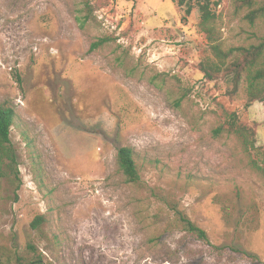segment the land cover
Segmentation results:
<instances>
[{
  "label": "rangeland",
  "instance_id": "1",
  "mask_svg": "<svg viewBox=\"0 0 264 264\" xmlns=\"http://www.w3.org/2000/svg\"><path fill=\"white\" fill-rule=\"evenodd\" d=\"M84 1L93 18L81 29ZM214 3L223 48L264 37V17ZM184 15L175 0H0V104L19 115L22 179L16 192L0 176V246L35 244L49 264H264V179L252 167L263 165L264 105L246 106L244 84L232 95L229 79L205 77L210 41L199 10ZM102 37L112 42L89 52ZM228 113L260 151L214 136ZM123 147L138 153V185L118 171Z\"/></svg>",
  "mask_w": 264,
  "mask_h": 264
},
{
  "label": "trees",
  "instance_id": "2",
  "mask_svg": "<svg viewBox=\"0 0 264 264\" xmlns=\"http://www.w3.org/2000/svg\"><path fill=\"white\" fill-rule=\"evenodd\" d=\"M179 8H185L183 20L186 21L196 8L200 12L199 28L207 34L210 41V51L214 57L207 65H201V70L209 81L219 78L229 79L232 84V95H236L239 88L244 84L247 96V107L254 103L264 105V37L259 43L248 47L223 48L219 39L215 36V24L218 16L213 8L214 0H175ZM241 9H248L245 17L251 24H255L264 17V0H236ZM85 15L77 17L81 29H85L93 18V10L88 2H83ZM108 37L99 38L92 43L89 52H95L111 43ZM120 62V59H117ZM19 86H22L21 77L16 74ZM229 117L224 125L214 130V136L221 138L223 135L237 138L245 153L250 155L251 151H260L255 145V132L246 125L239 123L236 113H228ZM19 115L16 109L7 103L0 104V176L10 179L18 192L22 186L19 173L17 152L12 144V129L18 126ZM28 146L31 142H27ZM263 165L253 162L252 167L264 179V153ZM118 171L128 184L138 185L141 182L140 167L138 164V153L132 148L123 147L117 154ZM4 167L6 171H4ZM47 219L38 216L32 223L31 228L42 234L43 226ZM180 221L184 225L186 233L205 243L210 244L207 233L195 225L187 216L180 214ZM42 232V233H41ZM0 264H49L35 244H28L24 249L16 246H0Z\"/></svg>",
  "mask_w": 264,
  "mask_h": 264
}]
</instances>
